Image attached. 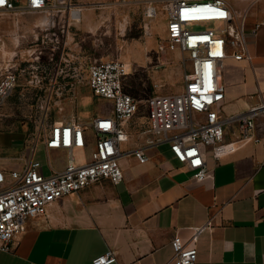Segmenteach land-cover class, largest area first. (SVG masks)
Segmentation results:
<instances>
[{"label": "crops", "instance_id": "1", "mask_svg": "<svg viewBox=\"0 0 264 264\" xmlns=\"http://www.w3.org/2000/svg\"><path fill=\"white\" fill-rule=\"evenodd\" d=\"M109 1L114 0H81ZM229 1L244 7L249 0ZM15 2L23 7L26 0ZM69 4L70 17H82L81 8L73 10L77 7L71 6L72 0ZM159 13L164 14L166 30V15L162 10ZM41 15L39 11H0V79L6 72L3 47L20 51L30 37L35 40L40 32L29 25H39ZM15 18L21 26H15ZM256 23L260 25L253 32ZM245 37L249 56L224 61L226 114L244 111L257 101L258 92L264 95V0L251 6ZM95 57L107 59L87 53L81 59L87 63ZM165 57L160 55L159 61L167 63ZM154 61L149 59V65ZM129 80L127 74L125 88L139 98ZM24 86L16 89V98L24 94L40 98V89ZM31 107L32 103L28 111ZM13 108L9 97L0 104V171L6 175L11 169L24 168L32 157L38 159L37 149L33 152V124ZM28 113L34 120L36 113L32 109ZM144 121L147 114L145 119L136 114L126 123L131 132V140L123 144L126 151L142 141L139 131L147 125ZM255 133L258 139L236 138L227 131L217 154L207 147L208 170L202 180L194 178L193 171L174 156L169 142L148 147L146 162L132 153L122 154L120 182L104 178L52 202L46 214L27 220L26 230L14 238L10 249L0 247V264H93L95 256L108 250L117 255L109 264H169L174 254L172 238L179 234L189 240L193 227L210 218L213 226L202 231L196 242L195 264H264V115L257 118ZM38 146L47 157L46 161L38 159L43 173L66 166V149H47L43 142ZM93 148L94 141L89 140L74 154L83 160Z\"/></svg>", "mask_w": 264, "mask_h": 264}, {"label": "built area", "instance_id": "2", "mask_svg": "<svg viewBox=\"0 0 264 264\" xmlns=\"http://www.w3.org/2000/svg\"><path fill=\"white\" fill-rule=\"evenodd\" d=\"M256 1L249 0L244 7L233 6L229 0L148 2V16H155L160 10L166 15V37L159 50L178 52L179 62L186 70L180 90L155 92L146 97L147 125L139 131L142 141L128 151L123 147L131 140L126 123L136 115L140 101L125 88L129 70L121 58L95 57L85 63V75L78 69L72 76L81 75L82 84L106 99L111 105L108 111H99L90 119L73 116L46 122L53 93L41 95L38 109L43 118L38 127L42 137L34 139L33 152L43 142L47 149H66L68 161L63 169L49 174L42 172L41 162L35 157L22 169H11L7 175L0 171V247L10 249L14 238L26 230L27 220L46 214L55 200L104 178L120 182L124 177L120 156L124 153L146 162L150 158L148 147L169 142L174 156L193 171L194 178L202 180L208 170L207 147L217 154L224 146L227 131L236 138L258 139L255 129L257 118L264 115L263 93L258 92L257 101L246 110L226 114V86L222 79L227 58L240 60L249 56L247 17ZM68 4L69 0H26L25 6L19 7L15 0H0V11L46 13ZM259 25L256 23L251 31L256 32ZM18 79L19 73L11 68L6 70L0 79V104ZM41 81L42 78L38 79ZM50 81L54 90L58 75L53 74ZM89 140L94 141L90 156L78 160L74 150L85 147ZM211 226L212 218L193 227L189 240L176 234L171 240L174 254L169 264H195L198 236ZM116 260V253L108 250L92 261L109 264Z\"/></svg>", "mask_w": 264, "mask_h": 264}, {"label": "rangeland", "instance_id": "3", "mask_svg": "<svg viewBox=\"0 0 264 264\" xmlns=\"http://www.w3.org/2000/svg\"><path fill=\"white\" fill-rule=\"evenodd\" d=\"M147 4L148 2L129 0H72L71 6L77 7L73 10L81 8L82 17H70L67 5L50 12H42L39 25H29L36 33L40 32V35H34L35 40L30 37L27 45L20 51L3 47L2 53L6 54L5 70L11 68L19 73V79L7 98L14 103L13 110L18 116L33 124L31 131L34 139L42 137V131L38 127L43 118L38 109L39 97L28 98V95L24 94L16 98V89L23 87L22 83L26 89H40V95H48L53 91L45 117L46 122L68 120L73 116L90 119L95 113L110 109L111 105L106 99L96 96L86 84L79 81L81 75L72 77L78 69L82 76L85 75L86 65L81 59L85 53L107 59L125 60L129 68L128 79L139 96L137 117L143 116L145 119V100L149 94L178 91L182 88L186 68L180 64L178 52L159 50V44L166 35L164 14L148 16ZM158 6L161 7V4ZM14 23L15 26H21L17 18ZM160 55L166 56L168 62L159 61ZM151 58H156L152 66L149 65ZM80 63L84 64V67L81 68ZM53 74L58 75L54 90L50 82ZM41 78L42 81L38 82ZM101 102L104 103L99 110ZM31 103V109L36 113L34 120L27 117ZM145 123L147 121L143 122ZM37 158H44L46 161V152L41 146L37 148Z\"/></svg>", "mask_w": 264, "mask_h": 264}]
</instances>
